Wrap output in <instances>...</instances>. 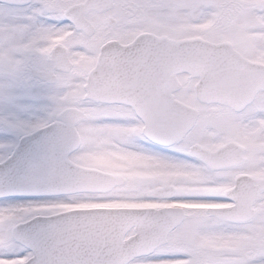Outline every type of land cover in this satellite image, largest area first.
Here are the masks:
<instances>
[{"label": "snow or ice", "instance_id": "obj_1", "mask_svg": "<svg viewBox=\"0 0 264 264\" xmlns=\"http://www.w3.org/2000/svg\"><path fill=\"white\" fill-rule=\"evenodd\" d=\"M0 264H264V0H0Z\"/></svg>", "mask_w": 264, "mask_h": 264}]
</instances>
